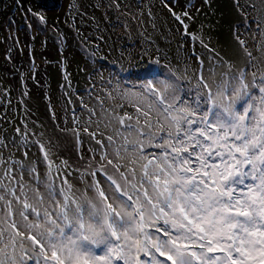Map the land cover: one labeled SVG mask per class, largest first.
<instances>
[{"label": "snow or ice", "instance_id": "1", "mask_svg": "<svg viewBox=\"0 0 264 264\" xmlns=\"http://www.w3.org/2000/svg\"><path fill=\"white\" fill-rule=\"evenodd\" d=\"M190 38L213 53L194 84L157 60L138 88L106 93L112 108L99 101L112 133L86 188L33 167L24 191L0 173V264H264V75L238 35L236 70Z\"/></svg>", "mask_w": 264, "mask_h": 264}, {"label": "rangeland", "instance_id": "2", "mask_svg": "<svg viewBox=\"0 0 264 264\" xmlns=\"http://www.w3.org/2000/svg\"><path fill=\"white\" fill-rule=\"evenodd\" d=\"M111 1L34 0L33 7L21 10L29 25L25 29L28 33H23L22 38L16 34L17 28L24 29L25 24L13 28L9 34L8 28L7 59L0 63L4 75L25 104L35 102L36 98L47 122L44 133L49 136V146L53 148L51 151L45 148V151L50 160L61 158L83 173L75 177L78 180L72 181L78 186L81 175L92 179L89 173L98 166L102 155L92 154L82 144L79 125L85 123L89 110L95 109L97 115L85 126L89 130L86 133L90 135L95 131L96 138L107 143L106 137L112 133V128H105L102 122L97 128L93 123L97 125L96 121L102 119L100 100L105 101L106 108L113 106L107 99L108 91L138 88L156 67L153 62L157 60L161 67L174 72L181 83L191 81L194 84V75L209 66L210 55L204 50H191L190 35L194 34L189 33L192 31L188 27L186 34L174 15L180 16L186 25V21H190L192 30L219 56H231L232 59H226L234 70L245 69L248 60L235 39L238 35L253 53L257 77L264 75V35H261L264 24L257 27L258 22L264 21V0H258L259 16L247 15V0H238L235 10L217 0H212L211 10L209 0H188L193 1V11L202 8L192 18L180 11L184 7L176 8L171 3L173 0H127L132 12L125 17ZM71 8L80 13L79 19L74 21ZM249 19L254 23H248ZM48 31L56 34L54 40L50 39ZM37 48L40 58L35 57ZM194 53L204 61L203 69L197 57L193 59ZM33 60L35 64L52 67L49 81L45 68L36 65L31 69L30 79H25L23 69ZM23 84L25 89H22ZM47 84L50 98L57 103L54 111L49 108ZM65 99L69 109H66Z\"/></svg>", "mask_w": 264, "mask_h": 264}, {"label": "trees", "instance_id": "3", "mask_svg": "<svg viewBox=\"0 0 264 264\" xmlns=\"http://www.w3.org/2000/svg\"><path fill=\"white\" fill-rule=\"evenodd\" d=\"M216 1V0H215ZM229 5L231 10H235L237 7L238 0H217ZM112 5L119 9L122 13L123 17L127 16L130 12L128 9L129 3L127 0H113L111 1ZM213 1L209 0V10H211V3ZM176 8L180 9L183 13H187L190 18L196 16L195 13H198L202 8L199 10H192L193 1L189 2L188 0H173L171 2ZM185 3H188L187 6ZM34 0H0V63L4 62L7 59V52L8 50V34L14 28L16 29L17 26H22L25 24L24 29L17 28L16 34H20V38L23 37V33H28L25 31L26 27H29L28 23L25 21V15L22 13V9L27 10V7H33ZM133 8V3H131ZM181 5V6H180ZM180 6V7H179ZM255 6V7H253ZM203 7V6H202ZM71 16H73L74 21L80 18V13L77 12V9L71 8ZM167 13V11H164ZM94 13H97L94 10ZM171 14V13H170ZM173 14V13H172ZM247 15H254L259 16V5L258 0H247ZM131 17V15H130ZM188 20V19H187ZM7 23V24H6ZM187 26L189 33H193L197 36L191 28L190 21L187 22ZM248 23L253 24L254 20L249 19ZM7 26V27H6ZM8 28H10L8 30ZM8 30V34H7ZM50 39L56 38V34L54 35L53 32L48 31ZM19 38V37H18ZM199 38V37H198ZM191 50L193 52H201L205 51L208 55L212 56L211 52L207 51L203 45L199 42V39L192 40ZM21 41V39L19 40ZM53 42L52 40H49ZM22 42V41H21ZM208 47L211 46L207 44ZM210 48V47H209ZM212 49V48H211ZM38 48L36 50L35 57L40 58L41 56L37 53ZM68 51V49H66ZM196 52V53H197ZM31 54V52H30ZM72 55V53H69ZM197 56L193 55V59L195 60ZM222 57L224 61H228L231 56H219ZM32 58V54H31ZM228 60H227V59ZM29 61L26 65V68L23 69V75L25 79H30L31 69L33 67L39 66L40 68H45L48 76V81L52 76V67L38 65V63H34ZM229 62V61H228ZM0 64V157H3V161L7 163L0 162V173L10 170L11 175L16 176L19 178V183L16 180L11 181V186L19 188L21 184L24 185V191H28L29 188H32L36 184V180L33 179V175L31 174V168L35 167L37 172L39 173V180H50L54 181L57 187H67V185L63 184L64 180L68 181V184H71L73 189H84L87 187V183L89 179L84 175H81V180H79L80 185L73 184V180H78L75 177H79L80 174H83L79 169L74 168L71 164L67 163L65 160L61 158H57L53 161V166L51 171L49 172L48 168V161H45L44 154L40 149V144H43L48 151L53 150L51 146H49V136L44 133V129L47 126V122L44 120V115L41 111V108L36 100L35 102H28L27 104L24 103V100L21 99L20 93L15 91L13 86L8 81V78L4 75L2 67ZM33 64V66H32ZM57 73L56 67L54 74ZM49 85L47 84V91L49 90ZM22 89H25V84H23ZM25 92V90H23ZM62 94V93H61ZM58 93V95H61ZM49 95V93H48ZM65 95V94H64ZM58 96V103L60 101V97ZM49 97L50 100V107L51 110H55L57 107V103H54L52 99ZM65 106L66 109H69L67 101L65 99ZM68 107V108H67ZM77 108L76 106H72ZM72 114L74 112H71ZM51 115L54 116V113ZM89 122V117L79 125V129L82 133L81 142L85 145L92 154L94 155H101L102 148L101 144L97 143L98 139L95 137L93 138L92 135H88L84 129L85 126ZM95 123V122H94ZM93 123V126L97 127L96 124ZM39 142V143H37ZM47 142V143H46ZM81 144V145H82ZM27 153V155L25 154ZM42 169L41 171L39 169ZM47 175L44 174V173ZM100 175L97 174L96 179H100ZM0 179H3L0 176ZM4 183H9L7 179H4Z\"/></svg>", "mask_w": 264, "mask_h": 264}, {"label": "bare ground", "instance_id": "4", "mask_svg": "<svg viewBox=\"0 0 264 264\" xmlns=\"http://www.w3.org/2000/svg\"><path fill=\"white\" fill-rule=\"evenodd\" d=\"M46 88H47V85H46ZM47 93H48V91H47ZM49 96V95H48ZM49 98V97H48ZM49 102H50V100H49ZM49 106H50V103H49Z\"/></svg>", "mask_w": 264, "mask_h": 264}]
</instances>
